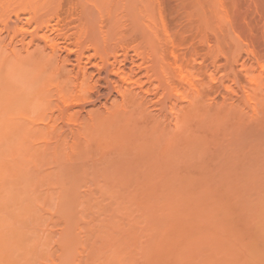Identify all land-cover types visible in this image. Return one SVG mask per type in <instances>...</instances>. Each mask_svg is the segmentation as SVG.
I'll list each match as a JSON object with an SVG mask.
<instances>
[{"label":"bare ground","instance_id":"1","mask_svg":"<svg viewBox=\"0 0 264 264\" xmlns=\"http://www.w3.org/2000/svg\"><path fill=\"white\" fill-rule=\"evenodd\" d=\"M69 1L79 10L75 11V6L64 10L60 5L62 0H0V142L14 160L16 154L21 161L19 168L15 164L17 173L13 166L8 169L9 174L6 173L0 164V174H8L6 177L11 184L22 187L46 184L65 189L79 186L90 178L95 184L102 181L112 187L153 186L160 182L164 173L170 175L172 171L175 175L174 170L179 172L186 167L183 163L193 161L190 156L198 154L201 148L205 149V140L208 141V133L213 132L215 123L219 124L222 120L223 125L217 127L223 128L228 119H238L244 113L238 104L232 102L225 105L228 109L231 105L235 106L236 110H233L236 112L227 111L225 105L222 106L226 109L218 108L224 104L223 100L217 103V107L213 106L216 103L207 98L214 89V65L201 71L197 63L198 52L190 54L191 51L187 50L190 55L185 57V51L176 49L169 33L167 36L162 20L159 19L162 25L158 23V9L156 13L150 6L148 9L145 0H139L142 2L140 6L136 0ZM148 3L154 6V2ZM121 8L126 9L125 13ZM208 9L209 13L213 12L210 10L213 8ZM208 17V22H211L213 19L210 21ZM233 40V44L229 41L233 45L230 58L235 64L228 65L234 71L239 70L235 73L243 75L240 76L241 81L248 80L245 82L253 87L255 95L248 94L254 96H251L252 108L257 109L259 114L254 112L260 115H257L260 119L259 122L252 120V123L249 120V124L242 118H246L245 115H241L242 120L231 122L233 125L240 122L238 125H241L244 121L243 128L248 126L252 131L256 127V131L246 142L243 138V145L234 143L237 148H232L230 142V151L237 150L235 156L232 154L236 161L246 159L247 166L243 168L246 175L242 184L245 188L249 187L248 190L255 188V194L258 193L255 196L264 205V177L259 173L264 169V109H259L260 104L264 105V100L261 101L264 98V60L253 54L254 47L243 48ZM210 49L212 56L213 49ZM244 51L246 55L255 56L244 58ZM232 70L229 73L234 72ZM234 75L231 74L232 77ZM242 82H239L241 87L245 84ZM225 86L227 89V84ZM241 91L244 96L239 97L243 98L240 99L242 104L244 101L251 102L247 90ZM88 105L91 109L87 111ZM232 111L237 115H233ZM252 124L255 126L252 127ZM234 130L233 134H236ZM243 130L246 131L245 128ZM202 144L205 147H201ZM198 155L200 157L202 153ZM194 159L198 163V157ZM51 162L53 166H49ZM238 162L234 166L239 170L241 160L240 164ZM260 203L255 205L258 204L259 208ZM193 236L191 234L190 238ZM192 242L195 245V241ZM227 243L225 248L230 247H226ZM185 252L188 253L187 250Z\"/></svg>","mask_w":264,"mask_h":264},{"label":"rangeland","instance_id":"2","mask_svg":"<svg viewBox=\"0 0 264 264\" xmlns=\"http://www.w3.org/2000/svg\"><path fill=\"white\" fill-rule=\"evenodd\" d=\"M68 1L62 0V4L60 3L64 10L75 6ZM136 1L139 2V0ZM149 1L154 2L152 4L158 7L155 8L150 5ZM209 1L211 2L207 3L208 0L207 2L205 0H145V3L148 4V9L149 6L155 9L153 10L155 13L158 9L156 17L164 23L162 24L167 30V36L169 33V39L174 40L173 43L176 49L180 52L185 51V57H188L186 56L187 50L188 52L191 51L190 54L199 53L197 63L200 70L202 69L201 71L214 65L212 66L214 89L211 88L210 94L207 93L210 97L207 99L216 103L213 106L220 104L222 100L224 104H221L218 108L224 109L231 102L234 105L238 104L237 106H240L241 112H244L243 114L239 112V114L248 118L246 120L242 116L245 121H248V123L251 121L252 123V120H257L259 122L260 115L256 112L257 109L256 111L253 109L254 103H252L253 99L251 100L253 95L248 94V92L253 93V87L246 83L248 80H245L246 82L241 81L243 75L241 74L240 79L241 75L235 73L236 71L239 73V70L235 69L236 71H234L229 66L235 64L230 58L231 46L233 45L229 41L234 38L235 43H240L243 48L245 46L254 47L255 52L253 54L258 57L261 56L259 58L264 60V0ZM139 3L136 2V7ZM140 5H142V2ZM209 7L213 8L210 9L213 12H208ZM78 8L75 6V11L79 10ZM124 10L126 9H122V11ZM211 13H213V16ZM207 14H211L209 17L212 16V18L209 19ZM207 17L210 21L213 20L208 22ZM160 20L158 23L160 22L159 24L162 25ZM223 35H225L227 43H225ZM221 36L222 38H219ZM229 37H232L231 40H228ZM211 47L213 49L212 56L210 55L212 52ZM244 53H242L244 58L255 56L246 55L245 51ZM200 54L203 56L202 59ZM240 60L239 62L242 61ZM91 69L93 70V68ZM258 69L256 68V70ZM231 70L234 72L229 73ZM233 73L235 74L233 76L235 80L239 76L237 84L231 76ZM226 74L229 76L228 78H226ZM239 82L246 85L243 84V87H241L242 85ZM242 89L247 90L250 99L245 94L246 92L243 91V94L251 102L244 101L242 104L240 100L244 97ZM241 95L242 97L239 98ZM235 97L237 98L235 99ZM100 100L103 101V98H100ZM262 100L264 98H261ZM222 105H225V107ZM260 105L259 109L262 107L264 109V105ZM229 107L233 108L228 109L226 107L227 111L235 109V106L231 105ZM89 109H91V106L88 107L87 111ZM239 109L237 113L240 111ZM263 109L260 110L263 111ZM249 111H251V115ZM254 111L258 114H255ZM240 117L238 119L242 120ZM234 118H230L233 119L231 121L228 119L230 123L228 121L226 124L224 123L226 126L224 125L223 128H218L223 125L222 120L218 122L220 125L213 123L216 126L213 127V132H207L209 138L208 141L205 140L204 145L206 147L202 144L201 147H205V149L202 150L201 148L198 153H202L204 157L202 155L199 157L198 154L190 156V158H193L192 163L186 161V164L183 163L184 166L186 165L184 169H180L179 172L174 170V173L176 172L179 175L175 173V176L172 171L169 172L170 175L164 173L165 180L162 176L160 182H157L159 184L156 183L153 186L138 187L132 185L125 188L121 187L122 185L112 187L106 184L109 186L106 187L102 181L95 184L91 182L90 178L87 179L88 183L84 181L79 186L65 189L46 184L35 187L15 186L8 182L9 178L6 176L9 174L11 166L14 168L15 164L18 168L21 166L20 158L15 154L14 160L10 152L6 150L5 145L0 142V164L2 169L8 173L7 175H5L6 173L0 174V264H264L263 201L261 202L260 199L258 200L259 197L255 196L258 194H255V188L248 190L249 187L245 188L242 184V178L246 175L243 169L247 166L246 159H237L236 161L235 157L233 159V155H236L237 150L230 151L234 147L237 148L235 144L240 143L239 146H241L251 135L253 136L256 127L252 131L249 130L248 126L244 127L246 131L252 132L248 133L243 130L244 121L241 122L243 126L242 124L238 125L240 122L237 124L238 128L236 124H231L232 121L238 120ZM245 124L247 125V122ZM253 124L252 127L257 125V123ZM235 127L238 130H234ZM232 130L236 134H233ZM241 132L246 134L242 135ZM244 137L245 142H243ZM230 142H232V148ZM229 144L230 148H228ZM219 145L221 147L224 145L223 149H219ZM222 152L224 153L222 154ZM196 156L200 159V161L197 159L198 163L194 159V157L197 158ZM223 159L224 161H222ZM238 160L239 162L241 160V164ZM237 162L240 164L239 170L234 166ZM243 162L246 164H243ZM49 164V166H53L52 162ZM237 165L236 167H238ZM230 167L232 168L230 169ZM223 168H226V170ZM16 170L18 169H14L15 173H17ZM239 171L244 174H240ZM236 173L238 174L236 175ZM259 173L264 177V169H261ZM223 174H225V177ZM170 176L171 178H169ZM255 203L261 204L259 206V208L261 207L260 210H258V204L255 205ZM261 228H263V231ZM205 231L209 232L206 234ZM224 231H227L228 235ZM191 234L194 236L190 238ZM204 237L207 240H203ZM212 237L213 239H211ZM228 237L232 240H229ZM191 240L195 241V245L192 244L194 242ZM197 240L199 241L197 242ZM221 242H224V245ZM186 243L191 247L188 248L189 245ZM226 243V247L230 246L231 248H225ZM192 245H194V249H192ZM66 246H68V250H66ZM184 246L187 249H181L182 247L185 248ZM188 249L192 250L189 251ZM186 250L188 253L185 252Z\"/></svg>","mask_w":264,"mask_h":264}]
</instances>
